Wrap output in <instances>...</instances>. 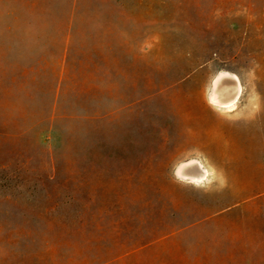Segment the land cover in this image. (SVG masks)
I'll list each match as a JSON object with an SVG mask.
<instances>
[{
	"label": "rangeland",
	"instance_id": "1",
	"mask_svg": "<svg viewBox=\"0 0 264 264\" xmlns=\"http://www.w3.org/2000/svg\"><path fill=\"white\" fill-rule=\"evenodd\" d=\"M0 264H264V0H0Z\"/></svg>",
	"mask_w": 264,
	"mask_h": 264
},
{
	"label": "bare ground",
	"instance_id": "2",
	"mask_svg": "<svg viewBox=\"0 0 264 264\" xmlns=\"http://www.w3.org/2000/svg\"><path fill=\"white\" fill-rule=\"evenodd\" d=\"M241 86L236 80V76L221 73L214 80L213 91L210 94V101L216 105L220 106H231L237 100L240 94ZM183 175H180L183 178H189L192 180L201 181L206 177L205 170L201 171L199 165L192 163L190 165H184L182 167Z\"/></svg>",
	"mask_w": 264,
	"mask_h": 264
},
{
	"label": "water",
	"instance_id": "3",
	"mask_svg": "<svg viewBox=\"0 0 264 264\" xmlns=\"http://www.w3.org/2000/svg\"><path fill=\"white\" fill-rule=\"evenodd\" d=\"M179 176V175H178ZM181 177V176H180ZM181 178H183V177H181ZM186 179H188V178H186ZM189 180V179H188Z\"/></svg>",
	"mask_w": 264,
	"mask_h": 264
}]
</instances>
